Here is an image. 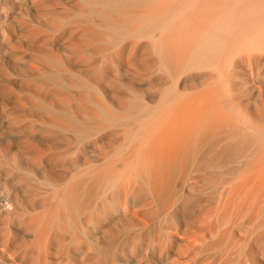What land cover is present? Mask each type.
<instances>
[{
    "label": "bare ground",
    "instance_id": "obj_1",
    "mask_svg": "<svg viewBox=\"0 0 264 264\" xmlns=\"http://www.w3.org/2000/svg\"><path fill=\"white\" fill-rule=\"evenodd\" d=\"M69 11L53 35L21 10L10 18L64 67L33 84L29 105L1 102L14 92L0 83V264H149V248L208 264L245 218L242 259L264 254V0H77Z\"/></svg>",
    "mask_w": 264,
    "mask_h": 264
},
{
    "label": "rangeland",
    "instance_id": "obj_2",
    "mask_svg": "<svg viewBox=\"0 0 264 264\" xmlns=\"http://www.w3.org/2000/svg\"><path fill=\"white\" fill-rule=\"evenodd\" d=\"M30 0H0V30L5 29L8 32V38H2L0 35V83L1 85L8 84V87H11V90L14 92L11 95L3 96V101L8 106L12 107L14 105V96L19 95L22 97L24 101L29 105L31 97H34L32 88L33 84L38 83L39 81L43 80V77L45 76L46 72L50 71L51 69H55V67L62 68L64 66L54 65L53 62L49 61L47 58L50 54V52L46 48L39 47V44L37 46V43L39 42L37 40L34 41L36 44L33 43L32 40L27 38L28 31L31 27H35L37 31L41 32L42 34H51L53 35L55 33V30H53V24L51 21H53L57 16L66 14L69 11L70 8H72V5L77 0H63V5L61 4H52V2L49 4L48 7H45L43 11H37L34 12L32 9L25 10L26 7H29L31 3ZM56 4V5H55ZM21 10L23 11L24 19L29 20V26L26 29L25 27H18L15 25L13 21L10 20L11 17H16L15 15L17 12ZM25 11H27L25 13ZM14 26V31L10 32L11 26ZM34 28V29H35ZM30 40V43L27 42ZM30 37V36H29ZM75 37V36H74ZM73 37V38H74ZM105 39H108L106 34L103 35ZM34 40V39H33ZM32 41V42H31ZM74 43L72 45L67 41L63 40L59 43L62 45L61 51H65V47L72 46V48L76 49L78 47L79 40L77 38H74ZM28 43V44H27ZM36 45V46H35ZM15 53H19L18 55H15ZM62 56V59L64 55L62 52H59ZM87 54V53H86ZM87 57H89V60L95 61L97 59L101 58V54H87ZM65 59V57H64ZM137 61V67L140 69L143 64V60L139 58ZM68 65V64H67ZM84 66H86V63H83ZM33 66H37L41 68V71L37 72L33 69ZM69 67V66H68ZM26 72H22V71ZM24 73V74H23ZM26 73V76H25ZM29 74V76H27ZM32 74V76H31ZM69 76V75H68ZM60 80V79H59ZM2 81V82H1ZM6 83V84H5ZM53 83V82H51ZM56 86L52 85L48 88L51 90ZM80 88L76 86H67L66 91L71 96L79 95ZM14 95V96H13ZM92 99L97 102L99 101L102 105L103 103H108L107 100L103 97V95L99 92L92 93ZM38 104H44V101L42 100H35ZM113 110L115 113L119 114V111L113 107ZM7 123L5 119L0 118V140L4 138V133L6 129ZM34 131L33 133H26L28 137H37L39 134L40 126L38 124H33ZM14 136H18L15 134ZM119 138L117 137L116 140ZM70 152L76 151V145L70 144ZM92 149V148H91ZM59 149H56L58 151ZM60 152V150L58 151ZM3 171H5L8 166V164L4 163L0 165ZM44 189L47 192H53L50 188L44 187ZM217 208H221V205L219 202H217ZM257 208V205H256ZM262 215L258 218L260 219L262 216L264 218V206L262 207ZM215 217V215L213 216ZM243 225L241 229L236 230L234 233V244L231 246L226 254L224 255V259L220 260L213 256L212 261H208V264H264V254H262L261 251H259V248H256V256L252 260L244 261L242 259V254L240 253V248L242 247V242L245 238V231L248 227L252 225L254 221H250L247 218L243 220ZM27 235V241L31 244L34 243V238L31 234L28 232ZM65 235V234H64ZM67 235V233H66ZM192 251L190 249L183 250L182 256L180 259H176L175 261L171 259L170 257H167L165 255V249L161 251V253L154 252L149 248V264H203L202 259L200 258L201 255H198L197 257L191 253ZM59 253V249L56 247H49L47 258L50 260H54L57 257V254ZM217 253V252H216ZM215 253V254H216ZM72 254L76 257V260L78 259V252L76 250L72 251ZM205 263V262H204Z\"/></svg>",
    "mask_w": 264,
    "mask_h": 264
}]
</instances>
